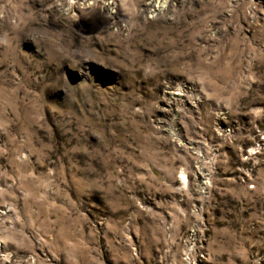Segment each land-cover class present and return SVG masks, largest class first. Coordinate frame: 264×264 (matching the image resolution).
<instances>
[{
	"label": "rangeland",
	"instance_id": "374dc122",
	"mask_svg": "<svg viewBox=\"0 0 264 264\" xmlns=\"http://www.w3.org/2000/svg\"><path fill=\"white\" fill-rule=\"evenodd\" d=\"M0 264H264V0H0Z\"/></svg>",
	"mask_w": 264,
	"mask_h": 264
}]
</instances>
